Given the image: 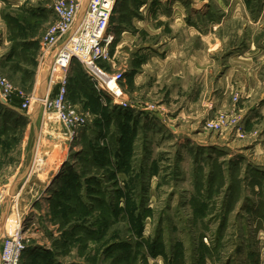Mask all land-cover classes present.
<instances>
[{
    "label": "rangeland",
    "instance_id": "obj_1",
    "mask_svg": "<svg viewBox=\"0 0 264 264\" xmlns=\"http://www.w3.org/2000/svg\"><path fill=\"white\" fill-rule=\"evenodd\" d=\"M143 1H116L100 63L126 104L75 60L68 99L87 114L76 130L39 102L0 104V231L21 221L20 264H264V0H175V28L161 22L174 43ZM53 2L1 11L0 71L26 96L49 88Z\"/></svg>",
    "mask_w": 264,
    "mask_h": 264
},
{
    "label": "built area",
    "instance_id": "obj_2",
    "mask_svg": "<svg viewBox=\"0 0 264 264\" xmlns=\"http://www.w3.org/2000/svg\"><path fill=\"white\" fill-rule=\"evenodd\" d=\"M117 0H54L52 5L55 22L50 25L42 40V63L51 66L49 88L44 96L24 95L0 71V104L10 107L14 98L20 100L18 109L30 112L33 104L39 102L44 112L55 115L57 121L70 131L84 125L87 114L72 105L67 93V71L72 61H77L84 75L100 93H107L114 101L126 104L124 92L114 75H110L101 62L108 56L116 34L111 24L113 8ZM43 63V65H44ZM59 79L53 77L57 71ZM0 189V198L5 195ZM21 221L18 227L1 236L0 264H20L26 249Z\"/></svg>",
    "mask_w": 264,
    "mask_h": 264
},
{
    "label": "crops",
    "instance_id": "obj_3",
    "mask_svg": "<svg viewBox=\"0 0 264 264\" xmlns=\"http://www.w3.org/2000/svg\"><path fill=\"white\" fill-rule=\"evenodd\" d=\"M31 1L40 4L39 2H41L42 0H31ZM166 1L167 0H160L156 5H153V6H150L149 7V4L151 3V0H145L143 2L146 3V4H144L146 6L145 7L146 9H144L143 11H146V10L148 11V14L145 17H151V11L152 10L155 11V15H157V17H156L157 20L155 21V24L158 25V26L160 25L159 28H157V26H156V28H155V34L158 35V32H159V37H160L159 40L162 41V42L174 43L175 42V34H174V36L173 35L172 36H167L164 31H163L164 32L163 34L161 32L162 31V27H163L162 24H161V22H168L169 23V26L171 27V29L175 28V0H170L171 3H169V4L166 3ZM17 2H19L20 4H22L24 2V0H17ZM207 2H208V0H203L201 2V4L206 5ZM190 4L193 5L194 3L191 2ZM5 6H13V0H0V27L3 25V23H2L3 18L1 16V11L3 10V8H5ZM177 8L180 10V7L179 6H177ZM168 11H169V13H166ZM178 25H181L182 26V24L180 22L178 23ZM199 36H201V35L199 34ZM173 57H175V55H173ZM16 99H18V98H16ZM19 102H20V100H19ZM34 150H35V148L33 149L32 157H31L32 160L28 164V167L25 168V170H24L25 172L23 174V177L24 176H29L30 175L29 174L30 171H32L34 169V166H35V163L34 162L35 161H33V159L35 160L34 157L36 156ZM36 154H37V147H36ZM21 178H22V176H19V178L16 181H13V172H12V174H10L9 177H8V179L6 180V183L3 185V186L6 187L7 190H9V196H11L12 198H13V193L15 191V185L18 184L17 181L19 179H21ZM52 179L53 178H51V180Z\"/></svg>",
    "mask_w": 264,
    "mask_h": 264
},
{
    "label": "trees",
    "instance_id": "obj_4",
    "mask_svg": "<svg viewBox=\"0 0 264 264\" xmlns=\"http://www.w3.org/2000/svg\"><path fill=\"white\" fill-rule=\"evenodd\" d=\"M260 9H261V8H259V11H260ZM88 81H89V80H88ZM90 84H91V83H90ZM91 85H92V84H91ZM92 87H93V86H92ZM19 105H20L19 100L16 99V98H14V99L12 100V102H11V106L8 107V108H10V109H15V108H17V109H18Z\"/></svg>",
    "mask_w": 264,
    "mask_h": 264
},
{
    "label": "water",
    "instance_id": "obj_5",
    "mask_svg": "<svg viewBox=\"0 0 264 264\" xmlns=\"http://www.w3.org/2000/svg\"><path fill=\"white\" fill-rule=\"evenodd\" d=\"M2 234H3V232H2V231H0V237L2 236Z\"/></svg>",
    "mask_w": 264,
    "mask_h": 264
},
{
    "label": "bare ground",
    "instance_id": "obj_6",
    "mask_svg": "<svg viewBox=\"0 0 264 264\" xmlns=\"http://www.w3.org/2000/svg\"><path fill=\"white\" fill-rule=\"evenodd\" d=\"M36 148V147H35ZM35 155H36V150H35ZM35 158V157H34ZM34 161V160H33Z\"/></svg>",
    "mask_w": 264,
    "mask_h": 264
}]
</instances>
